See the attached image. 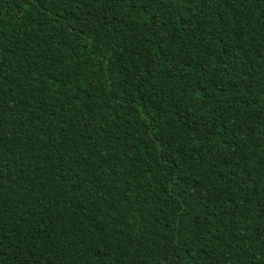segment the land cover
I'll return each mask as SVG.
<instances>
[{
    "label": "trees",
    "instance_id": "trees-1",
    "mask_svg": "<svg viewBox=\"0 0 264 264\" xmlns=\"http://www.w3.org/2000/svg\"><path fill=\"white\" fill-rule=\"evenodd\" d=\"M0 264H264V0H0Z\"/></svg>",
    "mask_w": 264,
    "mask_h": 264
}]
</instances>
